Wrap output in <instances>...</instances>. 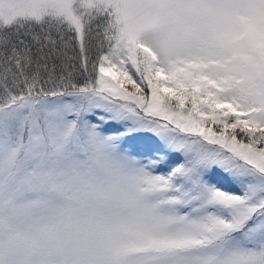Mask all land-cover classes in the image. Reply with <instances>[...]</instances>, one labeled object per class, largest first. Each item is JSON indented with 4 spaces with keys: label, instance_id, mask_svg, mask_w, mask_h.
I'll return each instance as SVG.
<instances>
[{
    "label": "snow or ice",
    "instance_id": "obj_1",
    "mask_svg": "<svg viewBox=\"0 0 264 264\" xmlns=\"http://www.w3.org/2000/svg\"><path fill=\"white\" fill-rule=\"evenodd\" d=\"M0 264H264V0H0Z\"/></svg>",
    "mask_w": 264,
    "mask_h": 264
},
{
    "label": "trees",
    "instance_id": "obj_2",
    "mask_svg": "<svg viewBox=\"0 0 264 264\" xmlns=\"http://www.w3.org/2000/svg\"><path fill=\"white\" fill-rule=\"evenodd\" d=\"M225 187H227V185H225Z\"/></svg>",
    "mask_w": 264,
    "mask_h": 264
}]
</instances>
